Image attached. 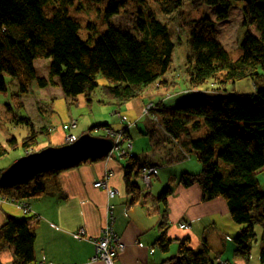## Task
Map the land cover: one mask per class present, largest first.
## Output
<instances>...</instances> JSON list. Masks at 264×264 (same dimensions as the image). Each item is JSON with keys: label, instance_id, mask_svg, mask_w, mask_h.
<instances>
[{"label": "trees", "instance_id": "16d2710c", "mask_svg": "<svg viewBox=\"0 0 264 264\" xmlns=\"http://www.w3.org/2000/svg\"><path fill=\"white\" fill-rule=\"evenodd\" d=\"M107 1L106 16L110 18L118 13L119 0ZM137 1L157 5L158 11L167 17L180 13L183 5V0ZM48 4L49 15L43 11ZM71 4L72 0H0V94L7 90L5 77L9 76L17 84L19 94L15 98L22 108L21 97L28 93L34 81L39 88H45L56 85L54 79L58 78L67 99L83 96L88 108L95 101L120 106L141 97L145 88L167 74L174 45L167 25L157 21L152 12L149 11L146 21L139 19L141 38L109 27L90 47L79 37V24L68 16L67 6ZM190 4L198 16L188 21L186 81L191 89L199 88L208 80L218 88L208 94L195 93L187 101L172 106L159 101L153 112L164 133L174 140L204 129L203 138L188 143L189 153H194L201 164L200 172H182L175 185H197L203 199L221 198L226 202L231 221L240 227L232 239V258L247 261L254 245L258 241L264 243V193L257 180L264 167V0L244 3L243 26L255 32L249 28L246 30L240 43L241 55L237 59H232L214 37L217 24L228 17L230 0H190ZM204 8L213 10L212 18L204 13ZM41 59H51L47 79L37 78L35 74L34 62ZM99 75L106 80V85L98 84ZM245 80L256 86L253 94L221 91L227 84ZM20 120L31 127V134L20 142L12 137L4 145L0 143V160L15 151L19 144L24 154L34 151L39 144L38 136L47 135L45 131H35L28 118ZM183 157L186 160L185 154ZM119 160L123 162L125 191L131 198L129 206H134L143 195L136 180L141 179L140 172L145 165L141 166L139 158L131 154ZM176 161L180 160L174 158L173 164ZM219 162L230 166L226 174L220 172ZM4 170H0V176ZM58 172L52 170L41 176ZM36 177L15 185L0 182L4 202L40 197L44 188L38 183L20 192L16 198L8 197L11 190L29 185ZM173 193V188L167 186L155 196L160 218L156 224L159 236L154 245L164 253L171 244L167 236L166 203ZM29 220L28 217L7 218L0 227V246L13 250V264H34L35 235L29 227ZM178 227L190 228L186 222L178 223ZM257 229L261 230L259 240ZM190 240V237L175 240L176 255L166 264H229L220 263L218 259L217 263L214 262L205 237L197 248L191 246ZM120 242L123 244L121 239ZM259 257L263 262L264 246ZM0 264H3L1 260Z\"/></svg>", "mask_w": 264, "mask_h": 264}, {"label": "crops", "instance_id": "0c3cea01", "mask_svg": "<svg viewBox=\"0 0 264 264\" xmlns=\"http://www.w3.org/2000/svg\"><path fill=\"white\" fill-rule=\"evenodd\" d=\"M48 73L46 76H38L35 70L37 78L47 79ZM54 83H56L54 86L39 88L34 81L29 87L28 93L21 97L22 107H26L23 98L30 94L32 86H35L40 92H47V95H44L40 100V104L54 97L55 92L57 95L63 94L58 78L54 79ZM175 84L174 80L166 81L163 77L157 81V84L145 88L141 97L131 99L120 106L99 104L95 101L90 107V122L85 124L83 128H79L78 121L74 119L62 124L57 118L58 122L52 127L49 124L42 123L39 118L41 124L37 130L45 131L48 140L38 144L36 149L38 147L41 149L48 146L63 145L65 144L66 136L72 135L76 138L79 136L78 134H91V129L96 131L101 128H110L119 131L125 128L122 124L127 122L130 127L125 132L127 141H124L122 147L128 154L138 158L140 155L146 156L150 152H143L148 151L151 147L159 146L160 140H155L154 138L153 143V139L142 138L138 136L137 132L131 131L130 128L136 123L138 124V119L142 117L143 109L146 106L149 104L155 105V103L160 101L159 99H162L161 97L165 95L163 88L174 86ZM228 85H225L221 91L250 95L256 90L254 83L248 80L235 83L236 91L234 90V92L228 90ZM212 86L215 89L218 88L216 84L210 81L206 90L211 89ZM51 89L54 90V94L50 91ZM68 100V105H73L74 103L81 111L85 110L86 104L83 96ZM98 104L103 106L102 108L106 107L101 110L103 116L106 115L105 118H102L100 109L96 106ZM33 107L37 113H45L42 106H38L36 100L33 102ZM49 109L54 115L55 113L51 110V107ZM107 110L111 116L114 115L118 119L119 127L110 125L114 121L113 118L107 117ZM118 114L125 118V122L121 121ZM71 121L76 122L74 129L68 127ZM148 134L152 135V132ZM165 137H168L166 133ZM7 140L8 138L5 142ZM5 142L2 144L4 145ZM185 147L186 149H181L183 152L178 151V155L174 154L172 156V159H179V162L176 161V164H173V160H169L171 163L169 167L162 166L168 171L166 177L169 179L168 181H160V187L170 186L174 190V193L168 197L166 203L169 222L167 236L171 240L169 250L166 253L160 251L154 245L159 236L156 231V224L160 218L159 213L158 216H155V211L157 212L159 205L156 202L155 193H152L155 190V179L154 183L151 182L149 190L151 197H145V193L142 192L143 195L139 202L134 206H129L131 198L125 191L123 162L116 155L115 157H107L94 162H85L72 169L62 170L53 175H38L29 185L11 190L8 197L16 198L20 192L33 188L34 183L43 186L44 192L40 197L19 200L28 205L29 215L23 214V211L15 205L4 202L3 195L0 193V227L7 218H30L29 227L35 235L33 246L34 264H104L99 261L92 262L91 259L95 254L94 241L100 237L106 223L107 207L112 205L114 207L113 230L124 244V251L117 256L116 264H166L167 260L176 255L178 239L185 237H190L193 248H197L200 240L205 237L212 251L211 256L216 263L219 261L220 263L227 262L229 264H264V261L261 262L259 257L260 249L264 246L261 241H258L256 246L253 247L249 260L232 258V251L234 250L232 239L238 234L240 227L231 221L227 204L223 199H203L201 189L197 185L189 187L175 185L176 178L182 172L192 173V171H195L198 173L201 170V167L192 164L187 151L188 144ZM184 154L186 155V160L183 157ZM4 162H0V170L8 167L9 164ZM140 165L156 166L152 162L144 160ZM177 168H180V170L174 172ZM109 173L112 176L107 179V187L117 191V195L114 198H109L107 190L93 186L96 181L102 180ZM257 180L261 191L264 193V167L259 172ZM180 222H186L190 228L188 230L180 229L178 227ZM79 229H84L85 231L84 240H78L73 236ZM256 232L259 240L261 230L257 229ZM0 260L3 264L15 263L13 250L9 247L0 246Z\"/></svg>", "mask_w": 264, "mask_h": 264}, {"label": "rangeland", "instance_id": "374dc122", "mask_svg": "<svg viewBox=\"0 0 264 264\" xmlns=\"http://www.w3.org/2000/svg\"><path fill=\"white\" fill-rule=\"evenodd\" d=\"M230 3L231 8L229 10L228 17L224 22L217 24L214 37L221 43L223 48L230 54L232 59H237L241 55L240 43L244 37L246 30L249 28V30H253V32L255 31L250 27L243 26L244 2L238 0H230ZM107 8V0H101L100 2H91L89 0H72V4L67 6L68 16L72 18L75 22H77L80 26L79 37L81 38V40L85 41L88 46L91 47L94 44L95 40L100 35H102L109 27H114L124 33L133 34L137 38H141L142 33L138 27L140 21L139 19L146 21L150 11L153 13L154 18L157 21L167 25L174 45L172 63L170 65L169 71L164 76V79L166 81L174 80L176 84L174 86H168L163 88L165 90V95L161 98L163 99L164 97H166L164 100V104L169 106H172L173 104H181L187 101L192 96L196 95L195 91L202 92L209 87L210 80H208L199 88L190 90L191 88L188 86V82L186 81L187 72L185 68V60L189 51L188 21H191L198 16V13L192 10L190 0H183L181 12L168 17L158 11L159 9L157 5H154L152 3L142 4L139 3L137 0H119L118 13L110 18L106 16ZM43 11L44 13L49 15L50 5H45ZM203 11L204 13H206L207 16L211 18L213 17L212 9L204 8ZM50 64L51 59L37 60L35 62L36 74L38 76H46ZM5 80L7 84V90L0 94L1 143H4L7 138L10 139L12 137H14L15 139H17L18 142H20L21 139L31 134V127L25 124V122L21 121L20 119L22 118H28L30 123L34 125L36 129L35 131H37V129L40 127V119L42 123L49 124L52 127H54L55 124L58 122L57 118L62 122V124L66 123L67 121H70L71 119H74L78 121L79 128H83L85 124L90 122V108L84 106L85 110L81 111L80 108L74 103L73 105H68L69 100L65 98L63 94L57 95V93L55 92L54 97L40 104V100L44 97V95H47V92H40L35 88V86H32L33 88L31 89L29 95L24 96L23 101L26 103V107L21 108L18 106V101L15 98V95L19 94L15 80L10 78L9 76H6ZM106 83V80H104V78L99 75L98 84L103 86L106 85ZM257 85L260 86L261 83L257 81ZM228 87V90H232V92H234V90L236 91L235 84H229ZM212 89L215 88L212 87L211 89H209V91H212ZM98 90H100V87L97 89V98L99 97ZM50 91L54 94L53 89H51ZM158 92L160 91L158 90ZM35 100L37 101L38 106H42V109L45 110V113H37L34 107L32 108L33 102ZM96 106L99 107V111L101 113L102 118H105L106 115L103 116L101 110H104V108L106 107L102 108L103 106H99V104ZM50 107L51 110L55 113L54 115H52L49 109ZM107 117L113 118L114 122L110 125H113L114 127L120 126L118 119L115 118L114 115L111 116L108 112ZM155 118H157L155 112H152L149 117L142 115V117L138 119V124L136 123V125L132 126L130 129L134 133L137 132L138 136L142 138L153 139V143L154 138L155 140H160L159 146L151 147L148 151L143 152L150 153H147L146 156H139L140 163H142L143 160L149 161L152 162V164L156 165L157 171L159 168L158 175L151 176V182H153L155 179V190L152 191V193H155L156 196L165 189V187H160V181H168L169 179L168 177H166L168 171H166L165 168L162 166L169 167L171 164L170 161L174 160L172 159V156L174 154L178 155V151L183 152L181 149H186L185 146L190 141L203 138L205 133L203 129L196 133L192 132L188 136L182 135L176 140H174L170 137H165V133L163 131L164 129L161 128V124L157 119L155 120ZM122 125L129 126L127 122L123 123ZM104 130V128H101L100 130L96 131L92 130L91 134H93L92 136L94 137H105ZM149 132H152V135H149ZM78 135L80 136L81 134ZM47 140L48 138H46L45 135L40 134L38 136L39 144H42ZM42 149L43 148L40 149L38 147L36 151ZM187 151L189 153L188 148ZM23 155L24 153L20 148L19 144V147L15 151L10 152L8 156L2 158L0 162L3 163L5 161L4 163L9 164L8 166H10L15 160L22 157ZM188 155H190V159L193 165L196 164L201 167V164L198 162L194 153H189ZM215 161H217L216 157ZM227 167L230 166L228 164L219 162V169L222 174H226L227 171H229ZM179 170L180 168H177L174 172H178ZM192 173H195V171H192ZM136 181L138 185L143 189L145 197H151L149 193L150 188H145L141 179H138ZM155 216H158V213L156 211ZM77 239L84 240L85 235ZM254 246H256V244ZM91 261L95 262L93 260ZM99 262L102 261L99 260Z\"/></svg>", "mask_w": 264, "mask_h": 264}, {"label": "water", "instance_id": "95a60500", "mask_svg": "<svg viewBox=\"0 0 264 264\" xmlns=\"http://www.w3.org/2000/svg\"><path fill=\"white\" fill-rule=\"evenodd\" d=\"M112 148L113 142L110 138L94 137L90 133H85L72 143L60 147H46L18 158L2 172L0 182L4 185H15L48 171L72 169L85 161L107 158Z\"/></svg>", "mask_w": 264, "mask_h": 264}, {"label": "built area", "instance_id": "2783aa9c", "mask_svg": "<svg viewBox=\"0 0 264 264\" xmlns=\"http://www.w3.org/2000/svg\"><path fill=\"white\" fill-rule=\"evenodd\" d=\"M154 109V105L150 104L144 108L143 115L150 116ZM122 122H125V118L118 114ZM156 120V118H155ZM76 125L75 121H71L69 123V128L74 129ZM130 126H125V128L115 131L113 129L107 128L105 129V136L110 138L113 141V148L109 153L108 157H116L118 159L125 157L128 155L126 150L122 147L124 141H127L125 137V132ZM76 138L72 135L66 136L65 144L72 143ZM157 167L155 166H144L141 169L140 176L143 185L146 188L150 187V178L152 175L156 174ZM95 186V185H94ZM95 187H103L108 192V196L113 197L115 195L114 190H110L107 187V183L98 182ZM17 201V200H16ZM9 204L15 205L23 214H29V207L27 204L20 202L19 200L15 202V200H10ZM113 206H109L106 211V223L101 231L100 237L94 242L95 243V255L91 259L93 261H102L104 264H116V255L118 256L120 253L124 251V245L121 244L119 237L114 233L113 230ZM184 227V225H180ZM85 235V231L83 229H79L74 233L75 238H81Z\"/></svg>", "mask_w": 264, "mask_h": 264}, {"label": "bare ground", "instance_id": "6f19581e", "mask_svg": "<svg viewBox=\"0 0 264 264\" xmlns=\"http://www.w3.org/2000/svg\"><path fill=\"white\" fill-rule=\"evenodd\" d=\"M157 84V83H156ZM158 87V86H157ZM212 87H214V86H212ZM215 88V87H214ZM264 88V87H263ZM190 90H194V89H190ZM210 91L209 90H204V91H195V93L196 94H208ZM169 97V96H168ZM167 97V98H168ZM165 98L166 97H164L163 99H161L160 101L162 102V101H164L165 100ZM159 102V101H158ZM156 104V103H155ZM60 146H63V145H60ZM60 146H56V147H60ZM48 147H50V146H48ZM46 148V147H45ZM36 150H34V151H29V152H27V153H25L23 156H25V155H27V154H30V153H32V152H35ZM22 156V157H23ZM90 161V160H89ZM85 162H87V161H85ZM84 163V162H83ZM82 164V163H81ZM156 167V166H155ZM112 176V174L111 173H109V174H106L105 175V177L102 179V180H99V181H96L94 184H93V186L95 185V186H97V183L98 182H105V183H107V179H109L110 177ZM94 186V187H95ZM95 188H100V189H104L103 187H95ZM116 193H115V195H117V191H115ZM114 195V196H115ZM109 198H111L110 196H109ZM17 264H21V263H17Z\"/></svg>", "mask_w": 264, "mask_h": 264}]
</instances>
